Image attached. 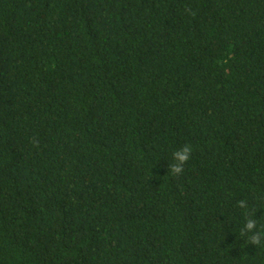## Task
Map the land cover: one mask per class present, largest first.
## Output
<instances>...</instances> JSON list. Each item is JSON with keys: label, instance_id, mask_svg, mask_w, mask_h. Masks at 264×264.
I'll list each match as a JSON object with an SVG mask.
<instances>
[{"label": "trees", "instance_id": "obj_1", "mask_svg": "<svg viewBox=\"0 0 264 264\" xmlns=\"http://www.w3.org/2000/svg\"><path fill=\"white\" fill-rule=\"evenodd\" d=\"M0 264H264V0H0Z\"/></svg>", "mask_w": 264, "mask_h": 264}, {"label": "clouds", "instance_id": "obj_2", "mask_svg": "<svg viewBox=\"0 0 264 264\" xmlns=\"http://www.w3.org/2000/svg\"><path fill=\"white\" fill-rule=\"evenodd\" d=\"M178 155L180 156V159H181V160L186 159V156H185V155H182V154H178ZM248 227L251 228V227H253V225L250 223V224L248 225ZM252 242H253V243H258V240H257L255 237H253Z\"/></svg>", "mask_w": 264, "mask_h": 264}]
</instances>
